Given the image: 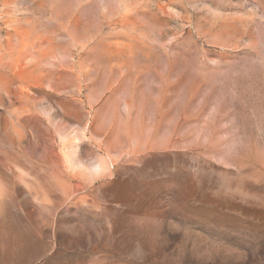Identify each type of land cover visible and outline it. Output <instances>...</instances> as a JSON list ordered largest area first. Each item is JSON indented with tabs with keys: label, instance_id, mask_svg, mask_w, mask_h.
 Wrapping results in <instances>:
<instances>
[{
	"label": "rangeland",
	"instance_id": "obj_1",
	"mask_svg": "<svg viewBox=\"0 0 264 264\" xmlns=\"http://www.w3.org/2000/svg\"><path fill=\"white\" fill-rule=\"evenodd\" d=\"M0 264H264V0H0Z\"/></svg>",
	"mask_w": 264,
	"mask_h": 264
}]
</instances>
